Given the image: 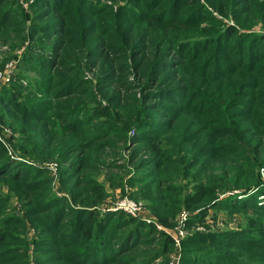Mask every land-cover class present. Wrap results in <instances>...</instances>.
Here are the masks:
<instances>
[{
    "label": "trees",
    "instance_id": "obj_1",
    "mask_svg": "<svg viewBox=\"0 0 264 264\" xmlns=\"http://www.w3.org/2000/svg\"><path fill=\"white\" fill-rule=\"evenodd\" d=\"M23 2L30 13L0 0V42L28 43L20 78L37 84L0 97L22 159L0 143V264H166L172 251L180 264H264V33L252 31L264 0ZM124 152L127 166L114 167ZM101 167L129 170L110 186L164 229L183 209L199 210L192 229L210 209L214 223L224 209L245 225L193 231L179 252L165 230L98 208Z\"/></svg>",
    "mask_w": 264,
    "mask_h": 264
},
{
    "label": "rangeland",
    "instance_id": "obj_2",
    "mask_svg": "<svg viewBox=\"0 0 264 264\" xmlns=\"http://www.w3.org/2000/svg\"><path fill=\"white\" fill-rule=\"evenodd\" d=\"M20 5L22 6V9L26 12V13H30L29 11V4L23 2V0H18ZM108 4H110L109 2H106ZM120 4V2L118 1L116 6ZM30 15V14H29ZM28 27V26H27ZM252 31L254 33L257 34H262L264 33V28H262V26L259 24V26H255ZM28 43L26 42L23 46L20 45V41L15 37L12 36L11 39L9 40L8 44H2L0 42V72L2 73V78H0V97H1V93L3 91L4 88H11L14 91L17 89L15 85H13V83L18 82L22 83L21 85L23 86L24 90L29 89V81H32L31 84L37 85L36 82L33 80L35 79V74L33 72H27V79H21L20 78V70L22 69L21 66V62H22V55L24 53L25 48L27 47ZM11 65V66H9ZM39 75H37L38 77ZM87 78H92L91 75H86V79ZM38 87V86H37ZM18 91V90H17ZM25 92H23L24 96H25ZM1 120V103H0V143L3 145V148L6 149L8 155H10V157H12V159H14L15 161H22L21 158H19V156H16L14 153L13 149H14V145H15V141L17 138V135L7 126H5L4 123H2ZM14 136V143H12V140H10V138ZM115 153H119V152H115ZM120 156H122L121 154H113L112 157L116 158L113 162V166L117 167V166H127L126 161H127V157L129 156L128 152H124L123 153V157L124 159L121 161H118ZM113 159V158H111ZM107 162H110V160H107ZM45 168L48 170V175H50V177L52 178V183H51V187H52V192H54L55 194H57L58 196H61V194H63V192L59 191L58 187H59V181H58V163L56 161H52L49 162L45 165ZM126 170V169H125ZM96 173H99L98 175H96ZM94 173L95 177H98V181L99 182H103L105 184V192L107 193V198L106 200L98 207L99 209H106L107 207H109L110 205H112L113 203H117V201L119 202L123 196L122 195V187H111L110 186V181L108 178V175H113V176H119L124 178V182H125V175L129 173V170L126 171H120L116 168H112V169H106V167H101L99 168V171ZM260 177H261V181L262 183H264V170L262 169L260 171ZM125 192H129L130 188L125 186ZM2 189L6 192L5 190V186L2 187ZM3 192V193H5ZM135 201V200H133ZM136 203H140L135 201ZM113 204L112 207L114 205ZM143 203V202H142ZM259 203L260 204H264V196H262L261 198H259ZM12 208H13V212L16 214V216L18 217H22L23 216V210L20 206L19 203L15 202V200L12 199L11 202ZM10 205V206H11ZM9 206V209H10ZM9 209L7 211H9ZM142 209L143 211L137 215L136 217H131L133 219H136L146 225H153L154 228H156V230L160 231V230H165L166 233L172 238L173 236H175L176 234V230H177V226L180 222L181 216L183 214H186L187 216V220L185 222V229L191 234L193 231H196L195 229L199 227L200 231L198 232H207L210 230H214L216 232H223L226 230H235V229H239L240 227H244L245 222H244V217L243 215H233V216H228L227 212L224 211V209H220L217 211L218 214V220L216 221V223H214V221L211 219V214H213L214 210L210 209L208 211V217L205 220V225L203 224H197L194 225V227H196L195 229H192L193 227L189 228L187 226L188 224V220L190 219V217H192L194 214L198 213L199 210L197 211H188L183 209L179 215L176 217V221L174 220L175 224L174 227L170 228V229H164L163 226L159 223V221L157 220V218L155 216H153V214L150 212V210L148 208H145L142 205ZM114 212H119V211H114ZM248 214H251V212H248ZM181 215V216H180ZM179 221V222H178ZM197 223H199V220L197 218ZM23 236H25V238L28 241L29 247L32 250L33 249V244L30 242L32 240L36 239V232L35 230L28 224L26 223V229L24 230V234ZM176 248V246H175ZM177 251H182V246L180 244L179 248H176ZM173 261L174 264H180L181 260L177 261V254L175 251H172L168 254L167 256V262L166 264H171V262Z\"/></svg>",
    "mask_w": 264,
    "mask_h": 264
},
{
    "label": "built area",
    "instance_id": "obj_3",
    "mask_svg": "<svg viewBox=\"0 0 264 264\" xmlns=\"http://www.w3.org/2000/svg\"><path fill=\"white\" fill-rule=\"evenodd\" d=\"M9 66H11V65H9ZM2 73L3 72H0V78H2ZM115 203H113V204H115ZM112 205H110L106 209H103V211H112V212L119 211V212L126 214L129 217H136L137 215H139L143 211L141 203H136L131 198L126 197V196L123 197L119 202L117 201L116 205H114L113 207H112ZM186 220H187V216H186V214H183L181 216L180 222L178 221L179 224L177 226L176 234H175V236L172 237L174 240V246H176V248H179L182 240L186 236L190 235V233L185 229ZM195 230L200 231L199 227L196 228ZM179 255L180 254L177 255V261H179V258H180ZM171 264H174L173 261L171 262Z\"/></svg>",
    "mask_w": 264,
    "mask_h": 264
}]
</instances>
